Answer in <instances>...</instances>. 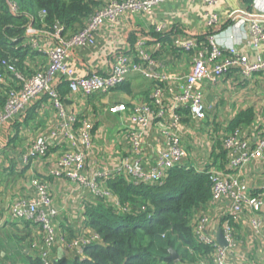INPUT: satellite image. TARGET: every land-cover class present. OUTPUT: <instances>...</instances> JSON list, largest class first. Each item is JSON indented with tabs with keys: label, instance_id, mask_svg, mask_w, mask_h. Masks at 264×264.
Instances as JSON below:
<instances>
[{
	"label": "crops",
	"instance_id": "0c3cea01",
	"mask_svg": "<svg viewBox=\"0 0 264 264\" xmlns=\"http://www.w3.org/2000/svg\"><path fill=\"white\" fill-rule=\"evenodd\" d=\"M94 1L97 3L93 5V13L107 0ZM208 11L199 0H166L157 5L151 14L123 13L95 31L92 44L73 48L72 57L68 60L81 75L93 72L108 74L118 54L130 56L140 37L152 36L155 41L148 42L145 49L154 54L156 68L166 72L172 87L171 91L167 90L161 96L162 105L167 110L164 119L153 118L139 129L130 122L129 111H109L110 105L126 103L131 110L134 105L144 102L151 104L157 111L158 105L150 93L155 85L163 83L139 72H130L116 90L89 96L72 93L68 84L61 86L64 78H56L58 90L65 92L62 94L60 91L67 112L76 115L80 122L86 120L93 124V145L90 148L82 146L79 128H73L70 136H67L68 130L63 125L58 109L47 96L31 103L22 115L5 124L0 136V264H29V256L38 259L43 253H46L52 264H57L63 258H73L76 252L68 244L91 233H85L80 224L85 204L94 203L96 198L88 183L94 180L104 182L103 178H97L98 174L110 173L116 167L135 162H141L145 171H153L160 153L170 149L164 128H175L185 142L182 163L199 169L209 159L215 164L214 153L223 146L224 135L221 133L230 129V123L240 112L248 109L254 112L256 109V113L264 117V71L251 79H245L237 69H233L222 79L199 83L198 89L203 93L206 109L204 119H196L187 107L183 108L179 104L178 94L197 63L198 52L209 46L210 36H214L221 46L236 42L239 52L246 54L251 61H257L259 55L264 58V44L257 47L250 31L254 21L264 30V12L257 11L253 0H223L221 5L214 8L218 18L210 26L206 20ZM240 19L244 20L243 25L228 28L239 23ZM229 20L232 23L221 29ZM85 22V19L82 23L75 22L66 29L62 26L63 30L59 33L58 25L56 31L42 26L29 27L25 42L30 52L24 62L25 70L45 69L50 63L49 51L82 28ZM159 26L164 30L156 31ZM191 36L198 42L195 50L186 53L174 45L175 38L186 39ZM156 41L162 44L157 45ZM206 123L208 126H205ZM40 137L49 143L47 155L28 157L30 148ZM72 144H76L87 155L86 167L80 172L85 179L83 182L52 174L65 150L71 148ZM216 163L219 167L220 163ZM260 165L264 167V161ZM35 178L48 183L54 206L58 209L55 225L59 242L50 248L41 238L39 245L33 241V235L39 236L34 225L27 224L25 220L15 222L9 213L15 200L38 197L33 184ZM254 184L264 188V171L257 172ZM208 208L215 218L227 210L222 202H211ZM263 235L264 231L256 236L246 218L241 216L236 224L237 246L229 251V258L236 264H260ZM204 258L200 254L197 261L183 264H200Z\"/></svg>",
	"mask_w": 264,
	"mask_h": 264
},
{
	"label": "built area",
	"instance_id": "2783aa9c",
	"mask_svg": "<svg viewBox=\"0 0 264 264\" xmlns=\"http://www.w3.org/2000/svg\"><path fill=\"white\" fill-rule=\"evenodd\" d=\"M166 0H107L106 3L95 13L90 15L84 26L72 34L68 39L49 51L50 63L45 69H33L31 71L20 70L15 61L3 60L4 71L0 74V83L5 93L6 101L0 109V136L8 122L22 115L36 100L43 96L49 97L56 108L64 127L70 131L80 122L78 117L69 114L64 105L56 78L62 77L68 82L70 91L74 94L92 95L98 92L110 93L119 88L126 80L130 72H139L142 75L154 79L163 84L153 87L150 95L155 100L157 111L148 102L138 103L130 110L126 103L110 105L112 113L130 112L129 120L136 124L139 129L141 125H147L151 119L167 117V110L162 105L161 96L165 91H171L170 78L162 69L156 68V60L153 53L145 48L148 42L155 41L152 36L140 37L134 46V52L128 56L120 53L115 57L111 71L108 74L96 72L81 75L70 64L72 51L75 47H83L92 44V35L99 30L108 20H115L123 13L151 14L157 5ZM202 5L209 9L206 13L208 25H212L218 18L214 11L216 6L222 4L223 0H199ZM253 6L258 12H264V0H253ZM15 11L14 5H11ZM244 20L232 24L228 28H236L243 25ZM32 24L29 25L31 27ZM28 27V28H29ZM63 29L58 28L57 33ZM161 32L163 27L159 26L156 31ZM253 34L252 41L257 47L264 44V30L256 21L250 26ZM211 38V39H210ZM209 46L198 52L197 63L193 71L187 76L182 91L178 94L181 107L188 108L196 119L206 117V109L203 103V93L198 89V84L205 81H217L228 75L233 69H237L245 79H251L256 74L264 71V58L259 55L257 61H251L246 54H242L236 47V42L221 46L214 36H210ZM157 45L162 42L156 41ZM174 45L183 52H191L198 46L194 36L184 39L175 38ZM138 56V59H136ZM253 119L237 128L224 130L222 139L224 150L227 154V163L230 171L226 172L208 160L204 167L197 169L205 172L212 181V203L222 202L227 210L219 218L210 213H203L200 217L192 219L193 233L199 243L212 245L213 252L201 259L200 264H236L229 258V251L236 248V224L241 216L246 218L256 236L264 231V188L254 184L258 171H264L260 165L264 161V117L256 113ZM228 125V124H227ZM229 126V125H228ZM81 133L80 142L83 147L90 148L93 145L91 131L93 124L83 120L77 127ZM138 129V131H139ZM137 131V132H138ZM170 149L162 151L157 160V167L151 171H145L141 162L116 167L110 173H100L97 178H103L104 182L97 180L88 183L95 196L110 198L113 204L117 201L107 188L105 178L113 175H122L128 182L160 183L165 180L168 173L174 167H191L182 163L185 155V142L175 128H164ZM49 150L47 139L38 138L32 147L28 157L37 158L46 156ZM87 164L86 153L79 149L76 144L65 150L58 166L52 172L54 176H66L69 179L85 181L81 175ZM33 184L37 190L38 197L34 199L19 198L14 201L9 209L10 217L15 222L27 221L36 227L43 243L50 248L59 242L55 218L58 209L54 206L53 196L46 181L35 178ZM118 202H116L117 204ZM209 208H207L208 210ZM89 217L82 210L80 224L85 233L91 231L89 236L68 244L76 252L75 257L84 258V245L89 241H98L99 236L94 235L89 224ZM221 229L227 247H222L217 239L216 232ZM64 242V238H63ZM263 253L260 264H264V235L262 236ZM43 264H52L46 253L39 257Z\"/></svg>",
	"mask_w": 264,
	"mask_h": 264
},
{
	"label": "trees",
	"instance_id": "16d2710c",
	"mask_svg": "<svg viewBox=\"0 0 264 264\" xmlns=\"http://www.w3.org/2000/svg\"><path fill=\"white\" fill-rule=\"evenodd\" d=\"M96 3L94 0H0V74L4 71L3 60L15 61L20 70L26 69L24 62L30 51L25 40L30 24L51 31H56L60 24L66 29L75 22L87 21ZM231 23L232 20L225 22L221 29ZM64 84L67 86L68 82L61 86ZM5 101L0 83V109ZM253 117L252 109L242 111L230 128L248 123ZM219 149L213 159L220 163V169L229 172L224 147L221 145ZM105 182L118 203L97 196L94 203L84 207L88 224L99 240L84 245L83 259L63 258L57 264H183L197 261L200 254L206 257L213 252L212 245L197 242L192 224L194 213L207 209L212 202V181L207 173L194 167H174L160 183H132L120 174L105 178ZM185 245L197 254H189ZM169 249L177 251L179 261L169 257ZM28 263L43 264V261L29 256Z\"/></svg>",
	"mask_w": 264,
	"mask_h": 264
},
{
	"label": "water",
	"instance_id": "95a60500",
	"mask_svg": "<svg viewBox=\"0 0 264 264\" xmlns=\"http://www.w3.org/2000/svg\"><path fill=\"white\" fill-rule=\"evenodd\" d=\"M237 14L245 15V13H242V12H237ZM58 26L60 27L61 25L58 24ZM216 239L222 247H227V241L225 240L221 229L217 230ZM169 252H170L169 257L174 259L176 262L179 261V254L177 253V251H175L174 249H169Z\"/></svg>",
	"mask_w": 264,
	"mask_h": 264
},
{
	"label": "rangeland",
	"instance_id": "374dc122",
	"mask_svg": "<svg viewBox=\"0 0 264 264\" xmlns=\"http://www.w3.org/2000/svg\"><path fill=\"white\" fill-rule=\"evenodd\" d=\"M209 125H210V124H209ZM205 126H208V123H206ZM211 127H212V126H211ZM216 131H218V129H217ZM221 134L224 135V134H225L224 131H223V133H221ZM218 150L220 151V149H218ZM218 150H217V153L219 152ZM116 202H117V201H116ZM116 202H115V204H116ZM203 213H209V212H208L207 209H202L201 211H197V212H195L193 216H194L195 218H196V217H200V216H202ZM195 218H194V219H195ZM32 235H33V234H32ZM32 239H33L34 242H36L37 245L41 244L40 236H38V235H33ZM32 239H31V240H32ZM183 247H184V249H185L186 251H188L189 254H191V255H194V254L196 255V254H197L196 251H195L194 249H191L190 247H188V246H186V245L183 246Z\"/></svg>",
	"mask_w": 264,
	"mask_h": 264
}]
</instances>
